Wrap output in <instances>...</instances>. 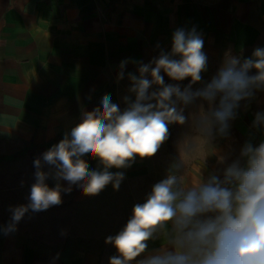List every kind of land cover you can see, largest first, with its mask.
Returning <instances> with one entry per match:
<instances>
[{"label": "crops", "instance_id": "1", "mask_svg": "<svg viewBox=\"0 0 264 264\" xmlns=\"http://www.w3.org/2000/svg\"><path fill=\"white\" fill-rule=\"evenodd\" d=\"M192 26L202 33L208 56V69L202 82L192 85L195 90L210 81L227 51L246 58L264 47V0H0V264H109L116 249L111 254L70 246L58 250L18 229L5 235L9 206L28 203L34 159L80 121L82 109L93 110L106 93L126 107L130 81L127 74L116 81L120 61L147 63L158 54L157 44L170 50L176 28ZM125 71L135 72L136 66L129 63ZM164 78L181 89L190 82ZM202 108L207 110V102L197 100L184 114ZM260 111L264 91L242 101L229 135L211 143L195 132L191 120L169 125L172 156L177 146L188 147L187 155L194 156L190 169L182 171L185 181L222 173L240 158L245 142L256 146L264 141V127H252ZM192 147L200 148L197 155ZM214 150L228 157L226 164L217 162ZM85 159L90 168L100 167L98 160ZM150 164V158L137 157L131 167L109 171L137 178L150 173ZM46 183L55 186L52 179ZM92 197L77 186L70 194L62 192L63 201L77 204ZM160 246V240L149 241V250Z\"/></svg>", "mask_w": 264, "mask_h": 264}, {"label": "clouds", "instance_id": "2", "mask_svg": "<svg viewBox=\"0 0 264 264\" xmlns=\"http://www.w3.org/2000/svg\"><path fill=\"white\" fill-rule=\"evenodd\" d=\"M156 48L158 54L147 63L129 58L117 65L116 81L126 74L130 81L129 95L123 97L126 107L121 109L111 94H104L100 105L82 109L80 121L34 159L28 203L9 206L5 235L14 232L29 211L62 204V192L70 194L73 186L87 196L98 195L110 183L118 190L124 173L109 169H126L137 157H154L168 140L171 124L191 120L206 143L216 136L226 138L241 102L264 91V47L246 58L227 51L210 81L195 90L192 85L202 82L208 69L202 33L195 26L178 27L171 34L170 50L159 44ZM129 63L135 72L126 73ZM165 75L190 82L181 89L178 83H166ZM197 100L207 102V110L185 116L184 108ZM252 127H264V111L255 114ZM213 155L226 164V155L218 150ZM86 156L98 160L100 167L90 168ZM49 179L54 187L46 183ZM154 240L161 246L149 250ZM105 243L117 253L109 264H264V141L256 146L245 142L240 158L227 163L222 173L207 178L200 174L194 182L185 181L182 163L175 161Z\"/></svg>", "mask_w": 264, "mask_h": 264}, {"label": "rangeland", "instance_id": "3", "mask_svg": "<svg viewBox=\"0 0 264 264\" xmlns=\"http://www.w3.org/2000/svg\"><path fill=\"white\" fill-rule=\"evenodd\" d=\"M188 150V147L177 146L176 154L172 156L165 142L150 158L148 175L137 178L124 176L118 190H114L110 183L98 195L81 204L63 201L46 211H29L22 219L25 220L24 225L16 229L58 250L70 246L72 249L83 248L111 254L115 248L105 243L106 237L117 234L123 228L132 214L133 206L144 202L152 186L166 177L171 163L179 160L182 171L190 169L193 164L189 160L194 156H188ZM196 150L200 148L192 147L193 155L198 154Z\"/></svg>", "mask_w": 264, "mask_h": 264}, {"label": "trees", "instance_id": "4", "mask_svg": "<svg viewBox=\"0 0 264 264\" xmlns=\"http://www.w3.org/2000/svg\"><path fill=\"white\" fill-rule=\"evenodd\" d=\"M166 143H167L168 152L172 155V147H171V145H170V143H169V138H168V140L166 141Z\"/></svg>", "mask_w": 264, "mask_h": 264}, {"label": "water", "instance_id": "5", "mask_svg": "<svg viewBox=\"0 0 264 264\" xmlns=\"http://www.w3.org/2000/svg\"><path fill=\"white\" fill-rule=\"evenodd\" d=\"M171 164H173V163H171Z\"/></svg>", "mask_w": 264, "mask_h": 264}]
</instances>
